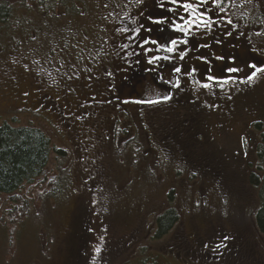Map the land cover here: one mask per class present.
I'll use <instances>...</instances> for the list:
<instances>
[{
	"label": "rangeland",
	"instance_id": "374dc122",
	"mask_svg": "<svg viewBox=\"0 0 264 264\" xmlns=\"http://www.w3.org/2000/svg\"><path fill=\"white\" fill-rule=\"evenodd\" d=\"M161 2H144L135 14L137 24L123 28L143 24L152 31L141 30V37L186 39L187 45H180L189 49L184 60L174 56L149 71L152 54L138 47L121 49L132 42L117 34L113 61L94 80L47 82L24 71L7 73L0 63V125L32 124L45 130L54 147L68 151L67 168L74 176L72 194L65 199L45 198L55 175L42 188L20 195L33 205L18 228L9 224L17 261L264 264V236L254 218L260 204L255 184L262 178L264 71H257L250 83L202 87L208 75L243 80L253 71L249 65L264 69V38L258 30L240 27L227 28L232 33L227 35L229 30L215 25L210 34L194 29L185 36L149 21L173 16L167 11L173 7H161ZM177 14L188 16L181 10ZM133 51L140 55L129 57ZM174 66H181L182 73L174 74ZM229 67L240 71L228 73ZM192 69V76L184 75ZM178 75L180 88L161 83V77L175 82ZM168 94L167 101L139 102ZM55 162L53 155L48 175ZM170 207L178 210L180 222L166 238L155 240L156 218Z\"/></svg>",
	"mask_w": 264,
	"mask_h": 264
},
{
	"label": "trees",
	"instance_id": "16d2710c",
	"mask_svg": "<svg viewBox=\"0 0 264 264\" xmlns=\"http://www.w3.org/2000/svg\"><path fill=\"white\" fill-rule=\"evenodd\" d=\"M142 4H136L135 0L132 3L128 0H0L3 71H24L34 78L47 82L56 79L68 85L87 81L89 77L94 80L113 61L112 41L117 29L131 24ZM169 6L176 7L170 3ZM223 6L227 15H220L225 16V21L232 20L231 25H222L227 31L236 27L242 31L258 30L264 38V0H252V3L225 0ZM205 7L208 5L190 11L199 16ZM210 14L215 16L214 12ZM107 86L113 92L115 84L109 80ZM115 99L116 104H121ZM261 127V123L256 124V128ZM262 141L258 151V171L262 178L255 184L260 204L254 218L259 233L264 236V134ZM53 155L56 162L48 175ZM68 160V151L54 147L45 130L32 124L0 125V198H7L0 200V264H24L16 260L18 251L14 253L10 248L8 228L9 224L18 228L22 219L32 213L33 200L20 196L26 189L42 188L55 175L56 181L45 189L46 200L65 199L72 194L74 176L72 169L67 168ZM171 195L168 198L172 204ZM179 222L178 210L170 207L156 218L154 239L166 238Z\"/></svg>",
	"mask_w": 264,
	"mask_h": 264
},
{
	"label": "snow or ice",
	"instance_id": "6c2138e0",
	"mask_svg": "<svg viewBox=\"0 0 264 264\" xmlns=\"http://www.w3.org/2000/svg\"><path fill=\"white\" fill-rule=\"evenodd\" d=\"M129 3H132L133 0H128ZM225 0H196L195 3L188 2V0H162L160 6L164 7L165 3H170L171 5H174L176 7L174 8H168L167 11L172 12L173 16L171 17H158L153 18L149 17V21L153 24H159V25H167L174 31H180L185 34V36L189 35L194 29H204L205 31L210 32L213 29V26L215 25L217 28L221 27L224 23L227 25L232 24L231 19H227L225 21V16L227 15V9L223 6ZM231 2V0H229ZM248 3H252V0H247ZM136 4H142L143 0H135ZM208 5V7H205V10L203 12H200L199 16H195L192 14V12H189V10L199 11L201 6ZM107 7V5H105ZM177 10H181L183 12L188 13V16L185 15H179L177 14ZM215 13V16L211 15L210 13ZM224 13L225 16H221L220 14ZM133 24H137V21L134 19L132 20ZM141 30L145 32H151V28H144L143 24H138L135 27H128L125 26L124 28L117 29L118 34H124L125 38L129 41H131V44H121L120 48L126 50L129 47H138L141 49V52L143 53H151L152 55L147 58V63L149 65H153V69H149V71H153L156 68H159V62L162 60H171L173 57H178L179 60H184L185 56L188 54L189 49L187 48H181L180 45L183 43L184 45H187L188 41L185 39L183 41H178L175 38H169L167 40L161 41L157 39H153L150 36H140ZM227 35H231L232 33L229 31L226 33ZM139 38V39H138ZM219 43V41H217ZM151 45V47H149ZM207 46V45H205ZM163 52L167 55H158V53ZM127 55L129 57L136 55L137 57L140 55L136 52H127ZM201 59H204L201 57ZM219 59H223L222 57H219ZM139 63V59L136 61ZM253 71L247 75L243 80H240L237 77H233L231 75L221 79L217 77H213L211 75H208L205 77V82H202V87L208 88L210 86H219L223 88V84L228 83L230 81H236L239 83H250L256 76L257 71H264V69H258L255 64L249 65ZM240 71L239 68L236 67H229L226 69V72L228 73H238ZM195 72V69H192L188 73H184L185 76H192ZM173 73L174 74H181L182 68L181 66H174L173 67ZM111 75V74H109ZM161 83L162 84H169L171 88H180V76L178 75L175 82L173 81H166L162 77ZM206 81H212V84L210 85ZM171 99V95H163L160 97L159 100H146V101H139L140 103H159L161 101H167ZM227 239V238H225ZM100 250L97 249V252Z\"/></svg>",
	"mask_w": 264,
	"mask_h": 264
}]
</instances>
